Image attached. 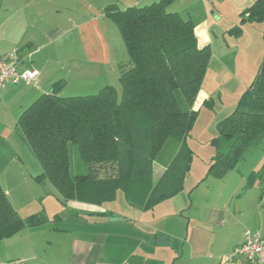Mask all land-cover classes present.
I'll return each instance as SVG.
<instances>
[{
  "label": "crops",
  "instance_id": "1",
  "mask_svg": "<svg viewBox=\"0 0 264 264\" xmlns=\"http://www.w3.org/2000/svg\"><path fill=\"white\" fill-rule=\"evenodd\" d=\"M159 1L0 0V55L17 50L19 70L38 72L36 84L22 81L0 95V136H15L12 145L0 147V184L12 205L16 196L9 186L38 183L35 178L42 173L17 134L22 113L41 95L52 93L61 80L66 84L60 96L92 85L101 90L107 86L116 89L128 61H122L125 44L104 10L112 4L126 10ZM255 1L176 0L167 9L192 21L198 49L212 50L194 100L193 110L199 114L195 124L205 102L217 94H221L219 101L225 110L234 111L258 74L264 59V24L250 21L248 16L240 22L241 14ZM236 27L242 30L239 36L230 34ZM193 129L186 139L193 161L179 194L148 210L131 207L124 194L123 211L106 208L109 203L64 202L61 214L54 216L63 227L44 222L0 241V245L6 243L0 246V264H249L243 259L224 263V257L244 243L249 229L237 236V227L259 230L264 239V181L243 189L249 175L260 171L264 153L255 161L252 155L257 150L250 149L223 179L207 177L217 150L211 145L209 157L196 164L194 142L189 140ZM220 147L226 150L228 144ZM164 166L154 164L155 182L166 171ZM212 180L216 182H209ZM210 189L212 194L203 200L205 194L198 192ZM35 214L43 217L42 211ZM113 218L121 221H110Z\"/></svg>",
  "mask_w": 264,
  "mask_h": 264
},
{
  "label": "trees",
  "instance_id": "2",
  "mask_svg": "<svg viewBox=\"0 0 264 264\" xmlns=\"http://www.w3.org/2000/svg\"><path fill=\"white\" fill-rule=\"evenodd\" d=\"M176 0L142 8L104 10L118 28L128 53L119 77L121 96L107 86L97 95L62 97L65 81L41 95L17 120V131L41 166L35 180L48 182L66 203L102 206L120 192L131 207L153 209L183 190L193 151L186 140L198 118L193 110L212 57L210 47L198 49L195 26L167 12ZM264 24V0L241 14ZM240 27L230 34L239 36ZM264 34V33H262ZM249 90L231 114L216 125L217 151L207 177L223 179L250 149L264 142V59ZM210 102H205L204 106ZM226 142L228 148L221 149ZM68 144L78 147L88 174L71 176ZM169 152L165 155V148ZM167 156V158L165 157ZM155 163L166 171L153 180ZM264 163V162H263ZM264 181V164L252 172L244 191ZM40 214L21 218L0 184V241L37 228Z\"/></svg>",
  "mask_w": 264,
  "mask_h": 264
},
{
  "label": "rangeland",
  "instance_id": "3",
  "mask_svg": "<svg viewBox=\"0 0 264 264\" xmlns=\"http://www.w3.org/2000/svg\"><path fill=\"white\" fill-rule=\"evenodd\" d=\"M209 8H211V7L209 6ZM246 18H247V16L245 17V19ZM241 19H242V17H241ZM115 27H116V25H115ZM117 30H118V28H117ZM119 40H121V39H119ZM121 42H123V41L121 40ZM124 50L125 51L123 52L124 55H123L122 61L126 63L128 61V53L126 52L127 51L126 48ZM227 88H222L223 89L222 91H225ZM116 89H117L116 91H118V94L120 97L121 96V91H120L121 86L117 85ZM99 91H102L101 88H97V86L92 85L89 87V89L81 90V91H75V90L71 89L67 92H64L63 93L64 96H62V97L93 96V95H97L99 93ZM221 93H223V92H221ZM220 95L221 94H217L214 97V99L207 100L210 102L211 108H209V105H206L205 106L206 108L203 109L202 113H200L201 114L200 118H199L198 122L194 125L195 128L193 129L191 139H189L190 143L193 144V142H194V147L196 149V151L194 152L196 164L202 163L203 160H205L209 157V154L211 153L210 151H212V146H211L212 142L211 141L214 140L213 138H215L219 135L218 130H217V126H216L217 123H219V121H221L222 119L229 116L232 112V110H231V112H227V109L225 110L226 106L221 104V102L219 101V99H222ZM211 109H213V110H211ZM14 137L15 136H13V134L10 137L4 136V138L0 136V147L4 146V145H12ZM224 143H226V142H224ZM263 144H264V142H263ZM68 145H69L68 146L69 158H70V162H71V169H70L71 176L74 177L76 175L88 174V172H89V170H87L88 167L85 165V163L79 157L78 147L75 145H72V144H68ZM257 148H254V150H257V151H255L252 155V156H255V161H257L256 159H258V157L264 153V145L261 144L259 146L260 149L259 148L257 149ZM164 152L165 153H162V154H165V155L169 152L168 146L165 148ZM32 156H31V158L34 159V157H32ZM165 157L167 158V156H165ZM34 160H36V159H34ZM209 182L215 183L216 181L212 180ZM10 188L13 191V193H15L14 195L16 196V198H14L15 196H13V198L15 199V200H13L14 201L13 206L15 207V209H17L16 211L19 212V214L22 216L21 218H27V217L35 214V213H38L39 211L40 212L42 211L43 218L45 219V225L62 226L61 223L54 221V216L61 214V211L64 207V205H63L64 201L59 197L58 193L52 187L51 184H49L48 182H45V183H41V185H40L38 183L32 182L29 184L11 185V186H9V189ZM210 191L211 192H208V193H205L204 191H199L198 194L200 195V194L204 193L205 195L201 196V198L204 200V199H207V196L212 194V189H210ZM213 197H215V196L208 197V198L212 199ZM13 198H11V199H13ZM105 206H106V208H108L112 211H120V210L123 211V209H125V207H124L125 203L123 201V194L119 193L117 199L114 202L109 203ZM44 211H45V213H44ZM68 223H65V225L67 226ZM74 225L75 224L73 223L71 226H74ZM237 228H238L239 232L238 231L234 232L237 236L240 233L243 235L244 231H246L247 229H249L251 231H256V230H253L254 228H250V227L249 228L237 227ZM2 244L3 245H0V246H5L4 244H6V243H2Z\"/></svg>",
  "mask_w": 264,
  "mask_h": 264
},
{
  "label": "built area",
  "instance_id": "4",
  "mask_svg": "<svg viewBox=\"0 0 264 264\" xmlns=\"http://www.w3.org/2000/svg\"><path fill=\"white\" fill-rule=\"evenodd\" d=\"M16 56L17 50H13L10 55H0V95L8 86L22 81L30 84L37 83V70L20 71V61ZM243 241L241 246L224 257V263L243 259L249 264H264V239L261 231H246Z\"/></svg>",
  "mask_w": 264,
  "mask_h": 264
},
{
  "label": "water",
  "instance_id": "5",
  "mask_svg": "<svg viewBox=\"0 0 264 264\" xmlns=\"http://www.w3.org/2000/svg\"><path fill=\"white\" fill-rule=\"evenodd\" d=\"M110 221H121V219H117V218H113V219H110Z\"/></svg>",
  "mask_w": 264,
  "mask_h": 264
}]
</instances>
